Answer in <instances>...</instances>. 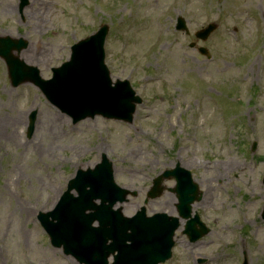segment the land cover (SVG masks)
<instances>
[{"label":"rangeland","instance_id":"1","mask_svg":"<svg viewBox=\"0 0 264 264\" xmlns=\"http://www.w3.org/2000/svg\"><path fill=\"white\" fill-rule=\"evenodd\" d=\"M3 5L10 6L5 14ZM178 16L187 21L191 36L175 30ZM211 23L219 29L198 42L212 55L208 60L189 45L196 42L193 34ZM103 24L111 28L105 49L113 80L130 78L144 98L133 124L97 117L74 126L35 86L12 87L0 59V248H10L0 263L76 264L40 234L37 216L27 213L53 209L76 170L95 166L106 153L117 183L138 191L123 205L128 216L143 205L150 179L177 163L201 186L203 199L194 210L211 232L190 244L179 230L165 264H241L244 259L264 264V0H30L22 13L19 0H0V36L27 41L21 53L34 52L29 65L37 55L42 61L53 58L37 66L45 79L69 59L76 40ZM250 87L256 88L253 98ZM33 112L36 126L29 138ZM46 113L52 121L59 119L55 115L65 120L51 135L38 130ZM8 133L14 141H8ZM225 162L235 169L227 170ZM34 176L49 187L40 188ZM165 184L175 186L172 180ZM171 198L176 200L166 191L148 205V213L171 212ZM18 216L27 222L24 233L31 234L30 242L20 245ZM13 241L21 246L17 251ZM23 253L29 255L25 260Z\"/></svg>","mask_w":264,"mask_h":264},{"label":"water","instance_id":"2","mask_svg":"<svg viewBox=\"0 0 264 264\" xmlns=\"http://www.w3.org/2000/svg\"><path fill=\"white\" fill-rule=\"evenodd\" d=\"M212 31L210 29L206 36ZM107 33V29L103 33H99L97 36L88 40L92 44H94V49L96 52V58L100 61V65H103V54L102 49H98V41L102 42L104 36ZM25 47V44L22 42L13 43L11 40H2L0 39V55L5 58L10 70V77L15 86L29 80L41 86L42 90L45 92L47 96L50 95V90L48 86L52 85V82H44L42 81L37 72H29L24 73L26 70V66L16 57H14L11 52L16 49L18 52ZM75 64V61H73ZM61 70H56V73H61ZM106 71V70H105ZM106 76L109 79V73L106 71ZM71 77L68 78L63 84L62 91H70ZM61 92V91H60ZM62 93V92H61ZM128 95L119 101V107L124 111L123 116L109 114L104 110H95L91 112L89 116L94 117L96 114H102L108 118H116L123 117L127 119V121H132V113L134 112L136 100L133 98L132 93L127 91ZM98 172L103 173L105 178H99V174L97 172H91L92 178H97L95 181V186L98 190L102 191L104 188L109 187L111 192V197L108 191L101 192L102 196L99 198L102 199V205L96 206L92 203L93 199L90 198L89 205H79V209L74 208L71 209L67 204L63 205L62 213L57 216L58 223L54 226L48 225V228L53 235V237L59 241L61 238L66 239L67 237H71L72 240L76 242V247L72 249H80L81 247L95 246L97 249L96 254H92L88 257L89 262L93 260L102 261L99 246L106 235H102L97 238L95 236H87L83 233L84 227L91 225L94 221L98 220L101 224V228L99 231L108 234L110 230L114 229V225L111 224L116 222V226L118 228L119 233L115 236H109L113 238L115 243L123 244L125 241L130 240L132 242L131 245H127L126 243L119 250V256L116 259V264H158L159 262H163L168 257V252L173 245L172 237L173 232L178 226L177 219L167 218L164 215H158L154 219H146L144 211L137 215L135 218L131 220H123L119 212L112 211V205L116 203L118 200L123 201V195L121 191L112 188L109 186V181L111 178V169L110 166L105 162L102 166H100ZM169 174L166 173L165 177ZM163 177H160L157 180V184L161 182ZM78 182V181H77ZM93 187V185L90 184ZM84 188H80V191H83ZM157 196V194H152V197ZM109 197V198H108ZM106 201H109L110 204L106 205ZM181 201H184L182 199ZM189 201L185 204V208L189 210ZM87 209L95 210L94 213L90 215H86L85 211ZM183 217H186V212L183 213ZM128 230H131V233L128 234ZM63 240V241H64ZM105 254L104 259L108 257L110 253V248L104 245ZM164 252V255H161Z\"/></svg>","mask_w":264,"mask_h":264},{"label":"bare ground","instance_id":"3","mask_svg":"<svg viewBox=\"0 0 264 264\" xmlns=\"http://www.w3.org/2000/svg\"><path fill=\"white\" fill-rule=\"evenodd\" d=\"M10 6H8V5H3L2 6V14H5L6 12H7V9L9 8ZM12 9V8H11ZM7 35V34H6ZM33 56H34V52H31V53H29V52H26V53H22V55H21V58L22 59H24V61L26 62V63H28V64H30L31 63V61H32V59H33ZM35 60H38V59H35ZM35 60H34V63H35ZM39 61V60H38ZM45 62V61H44ZM56 117L58 116V115H55ZM9 120V119H8ZM14 121V120H13ZM12 121V122H13ZM56 121V122H55ZM55 121H52L51 119H50V115L48 114V113H46L45 114V116H44V118H42V120L39 122V126H38V130H39V132L42 130H44L45 132L46 131H48L49 133H50V135H51V133H55V130H56V128H57V122H62V121H65L64 119H57V120H55ZM14 123H16V122H14ZM3 127L5 128V125L3 124ZM46 127H48L49 129H47ZM43 134H44V132H43ZM6 135V137H8L9 139H8V141H14V136L10 133H8V134H5ZM42 136H44V135H42ZM224 166L226 167V169L227 170H233V169H235V167H234V165H231V166H229V164L227 163V162H225L224 163ZM34 178L36 179V182H37V184L39 185V187L40 188H46V187H49L48 185H46L45 183H44V181H43V179H41V178H37V176H34ZM57 199V197H55L54 198V200H56ZM172 200H173V203H175V200L173 199V198H171ZM171 214H174V211H172V212H170ZM18 233H19V235H23V233H22V231L18 228L17 230H16ZM25 237H26V240H28V242H30V239H31V234H29V233H27L26 235H25ZM16 244L17 243H15L14 241H13V247L16 249V251H17V249H18V246H16ZM0 254H1V252H0Z\"/></svg>","mask_w":264,"mask_h":264}]
</instances>
